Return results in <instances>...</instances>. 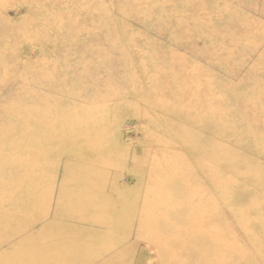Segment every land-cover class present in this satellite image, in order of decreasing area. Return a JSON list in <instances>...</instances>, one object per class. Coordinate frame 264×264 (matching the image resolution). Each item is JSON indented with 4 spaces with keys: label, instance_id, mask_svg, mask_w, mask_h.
Masks as SVG:
<instances>
[{
    "label": "rangeland",
    "instance_id": "rangeland-1",
    "mask_svg": "<svg viewBox=\"0 0 264 264\" xmlns=\"http://www.w3.org/2000/svg\"><path fill=\"white\" fill-rule=\"evenodd\" d=\"M0 264H264V0H0Z\"/></svg>",
    "mask_w": 264,
    "mask_h": 264
},
{
    "label": "bare ground",
    "instance_id": "bare-ground-1",
    "mask_svg": "<svg viewBox=\"0 0 264 264\" xmlns=\"http://www.w3.org/2000/svg\"><path fill=\"white\" fill-rule=\"evenodd\" d=\"M87 262V261H86Z\"/></svg>",
    "mask_w": 264,
    "mask_h": 264
}]
</instances>
